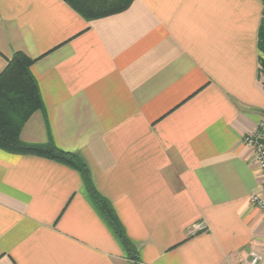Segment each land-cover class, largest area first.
I'll list each match as a JSON object with an SVG mask.
<instances>
[{
    "label": "crops",
    "instance_id": "1",
    "mask_svg": "<svg viewBox=\"0 0 264 264\" xmlns=\"http://www.w3.org/2000/svg\"><path fill=\"white\" fill-rule=\"evenodd\" d=\"M102 5L101 0H94ZM262 0H132L86 20L63 0H0V74L33 61L41 107L21 127L86 167L0 150V264H243L264 252Z\"/></svg>",
    "mask_w": 264,
    "mask_h": 264
},
{
    "label": "trees",
    "instance_id": "2",
    "mask_svg": "<svg viewBox=\"0 0 264 264\" xmlns=\"http://www.w3.org/2000/svg\"><path fill=\"white\" fill-rule=\"evenodd\" d=\"M86 20H92L120 12L132 0H63ZM264 3V0H262ZM258 48L261 53L260 66L264 69V20L258 33ZM33 61L17 53L8 61L0 74V150L11 154L33 155L64 164L80 173L86 191L94 200L113 232L127 253L129 260L136 262L134 248L127 239L110 204L94 189L85 165L73 154L59 151L53 145H28L20 141L19 133L27 119L41 107L37 84L31 75Z\"/></svg>",
    "mask_w": 264,
    "mask_h": 264
},
{
    "label": "built area",
    "instance_id": "3",
    "mask_svg": "<svg viewBox=\"0 0 264 264\" xmlns=\"http://www.w3.org/2000/svg\"><path fill=\"white\" fill-rule=\"evenodd\" d=\"M243 144L252 151L254 165L259 173L258 191L251 194L249 203L264 214V123L243 137ZM243 264H264V252L251 249Z\"/></svg>",
    "mask_w": 264,
    "mask_h": 264
},
{
    "label": "rangeland",
    "instance_id": "4",
    "mask_svg": "<svg viewBox=\"0 0 264 264\" xmlns=\"http://www.w3.org/2000/svg\"><path fill=\"white\" fill-rule=\"evenodd\" d=\"M261 77L264 80V69L263 68H262V71H261Z\"/></svg>",
    "mask_w": 264,
    "mask_h": 264
}]
</instances>
